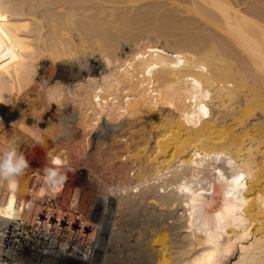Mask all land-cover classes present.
<instances>
[{
    "label": "bare ground",
    "instance_id": "1",
    "mask_svg": "<svg viewBox=\"0 0 264 264\" xmlns=\"http://www.w3.org/2000/svg\"><path fill=\"white\" fill-rule=\"evenodd\" d=\"M236 1L191 0L249 57L252 79L217 45L114 40L108 27L130 22L108 10L116 0H0V147L48 155L0 183L1 261L264 264V21ZM42 53L78 67L66 89L96 111L81 122L95 143L83 162L26 107Z\"/></svg>",
    "mask_w": 264,
    "mask_h": 264
},
{
    "label": "rangeland",
    "instance_id": "2",
    "mask_svg": "<svg viewBox=\"0 0 264 264\" xmlns=\"http://www.w3.org/2000/svg\"><path fill=\"white\" fill-rule=\"evenodd\" d=\"M126 1L127 0H116V4H105L108 8L110 7L108 10H113L115 19L121 20L122 17H124L123 19L130 20V22L124 23L125 27L123 23L117 26L113 24L114 28H111L110 26L108 27L109 36L113 39L115 38L114 40H118V37L120 39V36L121 39H137L140 37V34L145 32H151L159 35V38L161 40L163 39V42L170 39L171 42L173 41L172 45L176 44L174 43L175 38L181 40L183 37L192 39L194 42L197 43V45H217L219 46V48H216L218 50L220 49V51H222V54L225 53L226 58L228 54L229 58L227 59L230 60L232 58L234 63L237 61L238 65H244L243 67H246V73L249 75L250 79H252L254 75V68L251 67V61H249V57L245 56L246 54L241 53L242 51L235 45L230 44L233 42L230 40L229 37L225 36L226 34L221 31L220 28L215 26V23L209 20V18H207L206 16H200L201 14H198L192 8L194 5L191 0H133V2L132 0L131 2ZM241 1L243 0H237V3L234 2V4L238 8L240 7L241 11L243 10L242 12H244V14L246 15H248V12H246L247 9L249 10V12H251V9H253L252 11L254 15L251 14V12V16L249 14L248 18L251 17L250 19L254 21H256V18L259 19L256 22H260L259 24L263 23L262 21H264V0H244V3ZM173 3L178 4L177 6H175ZM247 5L253 8L250 7L249 9ZM142 6H144V9ZM208 8L210 7H207L209 15L210 12L211 14L215 12L216 15L214 17H217L219 19L218 13L214 11L213 8ZM142 9L144 10L143 12ZM138 12L140 13V15ZM123 13L124 15H122ZM116 15H118V17H116ZM140 18L142 20V24L139 23L141 21ZM219 22L221 23L220 20ZM137 23L139 24V26ZM249 25L250 24L248 23V30L251 31V33L254 32L253 35L256 36V33L260 32L259 28L254 25L253 22H251L250 27ZM133 27L135 31H133ZM129 32H131V34H129ZM259 35L260 34H258L257 37H259ZM228 46L230 47L229 51L227 50ZM42 54L38 58V67L36 75L34 77V83L28 86L25 95L26 107L30 111H28L29 114L34 115L37 119H39V121L42 122L40 129L42 128V132L45 134L44 137H46L47 135L52 140H54L53 142L57 143V145L59 144L58 146L66 145L67 153L70 156L75 157L77 160L83 162L86 158V153L93 145H95V143L94 138L92 137V135L88 134L87 131H85L84 126L81 122L87 119L94 118L96 111L90 108V104L86 103L85 105H82L79 100L77 101L74 99L72 95H78L81 91L77 90L74 92V94H72L66 89L67 83L74 84L80 79V77H78L76 73L78 67L72 63H67L66 61L59 63L55 62L50 57L46 56L44 53ZM240 57L242 60L240 59ZM247 61H249L250 65L248 63V65L246 64ZM6 109L8 111L9 107H6ZM104 133L106 134L107 131H105ZM24 156L29 164L28 168L25 170L26 172L23 173V175H26L27 177L33 174V170L35 168H43L45 166V162L48 160V155H44V151L40 148H32V150L24 154ZM24 176H22V179H27V177ZM35 261L38 262V259H35ZM0 264L10 263L5 260H0Z\"/></svg>",
    "mask_w": 264,
    "mask_h": 264
},
{
    "label": "clouds",
    "instance_id": "3",
    "mask_svg": "<svg viewBox=\"0 0 264 264\" xmlns=\"http://www.w3.org/2000/svg\"><path fill=\"white\" fill-rule=\"evenodd\" d=\"M28 166L27 159L14 141L0 147V183L15 184L17 177L22 175ZM46 172L53 178L58 174L54 169H46Z\"/></svg>",
    "mask_w": 264,
    "mask_h": 264
}]
</instances>
